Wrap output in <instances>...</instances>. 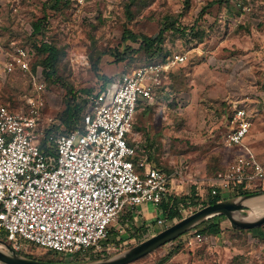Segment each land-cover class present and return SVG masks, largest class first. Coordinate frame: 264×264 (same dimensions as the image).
<instances>
[{
    "label": "rangeland",
    "instance_id": "374dc122",
    "mask_svg": "<svg viewBox=\"0 0 264 264\" xmlns=\"http://www.w3.org/2000/svg\"><path fill=\"white\" fill-rule=\"evenodd\" d=\"M209 1L60 0L55 4L53 0H0V47L11 43L29 51L32 73H37L44 84V115L61 123L71 97L69 90L77 96L85 95L86 90L99 92L102 77L116 80L148 62L143 53L132 52L139 43L124 40L128 32L154 37L165 23L175 21L176 28L187 35L166 32L164 49L167 55L186 54L187 61L173 72L169 96L158 105L138 107L133 130L143 142L144 156L169 175L181 170V178L213 177L233 156L222 138L231 127L233 108L242 106L252 122L244 144L264 166V0H227L200 16ZM37 21L42 22L41 34L33 36L32 26ZM35 38H42L59 52L53 75L43 72V57L33 47ZM79 54L87 56L88 66L79 64ZM30 91V76L16 72L0 86V100H11V106L20 108ZM179 184L183 187L176 197L183 203L187 193L193 191L194 195L196 189L187 181ZM260 195L264 196V192ZM195 197L198 201L192 211L199 200L207 203L208 189L203 196ZM240 215L250 219L252 209ZM116 220L109 228L112 234ZM177 221L167 220L166 226ZM222 222L227 227L224 236L220 233L217 239L211 237L201 245L187 246V236L183 235L134 263L157 264L178 245L176 253L193 252L207 264H264V225L257 228L258 233L257 229L233 230L226 220ZM132 231L127 230L121 237L125 242L121 247L109 237L106 243L110 249L76 261L31 244H25L24 251L18 253L37 260L92 262L113 257L156 234ZM0 240L4 241L2 234ZM214 243L220 247L212 248Z\"/></svg>",
    "mask_w": 264,
    "mask_h": 264
},
{
    "label": "built area",
    "instance_id": "2783aa9c",
    "mask_svg": "<svg viewBox=\"0 0 264 264\" xmlns=\"http://www.w3.org/2000/svg\"><path fill=\"white\" fill-rule=\"evenodd\" d=\"M76 58L88 66L86 55ZM186 61V54L170 53L102 84L99 92L81 95L79 126L65 132L44 115V84L32 73L29 51L11 43L0 47V86L16 72L29 75L31 85L20 108L0 100V234L13 250L31 244L71 260L107 251L104 241L121 213H136L146 204L158 208L170 197L172 179L183 171L169 175L154 168L132 128L140 105L155 106L169 96L170 74ZM230 124L222 142L233 156L206 180L209 194L222 198L264 189V166L243 141L252 125L247 109L234 107ZM44 141L47 149H41ZM191 203L178 200L182 217L203 207L197 203L192 211ZM165 227V220H155L156 233ZM126 229L120 227L118 235ZM186 236L187 246L207 239L193 230ZM115 240L119 247L125 244Z\"/></svg>",
    "mask_w": 264,
    "mask_h": 264
},
{
    "label": "trees",
    "instance_id": "16d2710c",
    "mask_svg": "<svg viewBox=\"0 0 264 264\" xmlns=\"http://www.w3.org/2000/svg\"><path fill=\"white\" fill-rule=\"evenodd\" d=\"M53 1L56 4L60 0H53ZM223 3H227V0H211V1H209L201 10L200 16L203 15V13L205 12L206 9L211 8L214 5H221ZM41 25H42L41 21H37L36 23L33 24V26H32V35L33 36L41 34V32H40L41 31ZM168 31L180 33L181 35H184V36L187 35V33H185L186 31H184L183 29L176 28L175 21H171L170 23H165L163 28L160 29L154 37L147 36V35H134V34L128 32L127 35L124 36L123 38H124V40L131 39V40L136 41V42L138 41V43H139L138 48L133 50L132 52L143 53V55L146 57V59L148 61L147 63H150V62L162 60L167 55L168 52H166V50L164 49V42H165V33ZM33 47L36 50L37 54L41 55V57H43L41 63L43 64V66L45 68V70L43 71L44 74L47 76H50V75H53L54 73H56V63H57V59L59 57V52L56 49V47L51 45V44L44 42L42 40V38L41 39L35 38L33 41ZM124 57L125 56L123 55L122 58H124ZM147 63H145V64H147ZM93 69L96 70V63H93ZM171 79H173V73L170 74V80ZM102 81H103L104 85H108L112 82V79L107 78V77H102ZM171 81H173V80H171ZM170 87L172 89L173 83H170ZM68 93L71 95V97L67 101L66 109L64 111V115L61 117V124L65 128V132H69V131L73 130L74 128H76L77 126H79L80 119H81V112H82L83 106H84L83 105L84 102L77 101V98L80 96L73 94L71 92V90H69ZM83 93L86 95V94L91 93V91L86 90ZM41 149H47V143L45 141L42 143ZM151 165L158 170H162V171L166 172V170L163 168L155 166L154 164H151ZM263 192L264 191H262L261 189H256L253 191H241V192H239V194L233 195V197L243 196V195H247V194H262ZM178 200L179 199L170 196V197H168V199L166 201H163L159 205V209L162 212L161 217H163L166 220H170V221L173 219L180 220L182 218V216H181V214L177 208ZM220 200H222V199H221L220 195H218V194L217 195H208L207 203L203 204V206L219 202ZM190 202H192L191 204H194L193 201H190ZM183 203H186V201H184ZM222 220H223L222 217L217 216V217L210 218L206 221H203L202 223H200L199 225L196 226L197 228H199L197 232L199 234L204 235V236H217L221 233L220 222ZM257 232L258 233L260 232L259 229H257ZM111 234H112V231H109V235H108L107 240H109V237L114 239L113 234H112V236H111ZM187 234L188 233H186L184 236H186ZM182 236H180L179 238L172 241V243H174L175 241H178V239H180ZM105 242H107V241H104V243ZM174 249H175L174 251H172L168 255H166L157 264H163L165 261H167L169 259V257L171 255L175 254L176 251L178 250V245ZM46 252L51 253L53 255H57L56 253H53L52 251H46ZM34 260H37V259H34ZM76 260H73V261H76ZM39 261L59 262V261H54V260H39ZM152 264H156V263H152Z\"/></svg>",
    "mask_w": 264,
    "mask_h": 264
},
{
    "label": "water",
    "instance_id": "95a60500",
    "mask_svg": "<svg viewBox=\"0 0 264 264\" xmlns=\"http://www.w3.org/2000/svg\"><path fill=\"white\" fill-rule=\"evenodd\" d=\"M255 197L258 199L263 196L260 194H247L232 199H222L219 202L205 205L133 247L113 257L99 261L67 263L34 260L22 256L17 251L13 250L8 243L0 240V264H132L152 254L169 242L185 235L203 221L213 217H222L233 230L249 231L263 226L264 212L260 216L250 219L240 215L243 211L252 209L247 202ZM235 213L239 215V218L234 215Z\"/></svg>",
    "mask_w": 264,
    "mask_h": 264
},
{
    "label": "crops",
    "instance_id": "0c3cea01",
    "mask_svg": "<svg viewBox=\"0 0 264 264\" xmlns=\"http://www.w3.org/2000/svg\"><path fill=\"white\" fill-rule=\"evenodd\" d=\"M132 132L137 136V133L134 132L133 128H132ZM136 139L138 140V138H136ZM187 176L188 175L183 176V178L177 177V178L172 179L171 195L170 196L179 199L178 197H176L177 192H181L182 187H183L179 183L186 181L187 178L193 179L194 182L196 183V185L193 184V186H195L196 193L194 195H192L193 191H192V193L190 192V194L187 193V195H186L187 201H193V203H195L196 201H198L197 197H195V196H203V192L207 189H208V195H210L209 194L210 189H209V187L207 185V181H206L208 179V177H206V176H203V177H195L194 176L193 177L191 175H189L188 177ZM221 199H224V198L221 197ZM199 203H201L203 205V202L201 200H199ZM161 213L162 212L159 209V207L156 208L150 204L142 205L141 207H139L137 209V212L133 213V214H130L128 212L121 213L117 218L118 221L116 220L117 224H114L112 226L114 239H116L117 237H120V238L125 237L126 236L125 233L127 230H130V231L134 230V232H137L139 230L140 231H147V233L151 232L152 229H155L154 225H155V220L157 218H161V219L167 221L166 219L161 217ZM123 226H126L127 229L125 230L124 233H122V235H118L117 230ZM220 227H221V235L224 236V234L226 232L225 230L227 228L225 223L221 221ZM111 230L112 229H110V231ZM156 231H158V230L155 229V233H156ZM206 237H207V239H209L211 237H213L215 239L218 238L217 236L216 237L215 236H206ZM219 247L220 246L218 245V243H214L212 246V248H219ZM219 258H221V257L219 256ZM168 260H171L173 263H178V264H207L206 260L198 259L196 257V254L193 252L175 253V254L171 255ZM181 261H182V263H181ZM133 264H152V263L141 262V263H133Z\"/></svg>",
    "mask_w": 264,
    "mask_h": 264
},
{
    "label": "bare ground",
    "instance_id": "6f19581e",
    "mask_svg": "<svg viewBox=\"0 0 264 264\" xmlns=\"http://www.w3.org/2000/svg\"><path fill=\"white\" fill-rule=\"evenodd\" d=\"M247 203L252 208V218L258 217L264 212V196ZM234 215L239 218L238 214L235 213Z\"/></svg>",
    "mask_w": 264,
    "mask_h": 264
}]
</instances>
